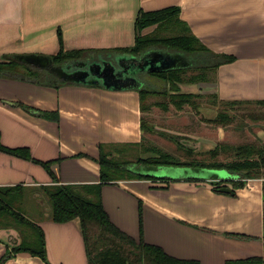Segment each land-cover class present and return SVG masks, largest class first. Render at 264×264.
<instances>
[{
    "label": "crops",
    "instance_id": "0c3cea01",
    "mask_svg": "<svg viewBox=\"0 0 264 264\" xmlns=\"http://www.w3.org/2000/svg\"><path fill=\"white\" fill-rule=\"evenodd\" d=\"M171 6L207 48L234 58L215 68L214 84H184V90L181 83L180 91H210L248 110L254 142H264V106L258 103L264 100V0H0V62L16 53L53 56L58 31L67 51L128 47L140 11ZM20 74L0 72V142L28 156L0 150V186L96 184L99 146L120 157L121 147L142 141L144 111L134 84L107 89L96 81L61 83L52 76L41 83ZM208 142L199 140L207 148ZM116 178L103 183L102 204L110 221L136 240L140 211L143 240L175 258L225 264L264 255V177L234 188L231 181L239 177L232 174L219 184L231 193L205 179ZM34 223L43 231L50 264H88L78 219L55 222L43 214ZM8 231V240L0 232V258L17 239ZM3 264L46 263L19 252Z\"/></svg>",
    "mask_w": 264,
    "mask_h": 264
},
{
    "label": "trees",
    "instance_id": "16d2710c",
    "mask_svg": "<svg viewBox=\"0 0 264 264\" xmlns=\"http://www.w3.org/2000/svg\"><path fill=\"white\" fill-rule=\"evenodd\" d=\"M177 22L188 29L189 34H174L171 36H157L156 32L171 22ZM154 26L151 33L143 34L144 28ZM183 27V28H184ZM135 38L131 46L116 48L112 51L130 52L139 54L151 48H171L186 55H208L211 63L203 64L194 68H178L164 71H152L149 75L162 80L165 84L163 90L151 89L146 86L138 89L140 101L146 95L158 92L166 93L170 99L180 98L176 103L177 107L181 103L190 99L191 92H182L179 85L182 83L174 73L190 70H204L216 68L221 63L233 61L232 55L214 53L208 50L195 36L190 34L187 24L178 18V8L176 6L166 7L155 11H140L135 19ZM174 31V30H173ZM57 38L59 50L52 56L54 64H62L68 60L78 59L91 50H71L63 48L61 32L58 31ZM0 72H10L18 76L28 78L41 83H49V77L45 76L43 70L31 67L27 64L15 60L12 55H8L0 62ZM21 77V76H19ZM264 106V100L258 102ZM25 109H33L19 103ZM141 109L145 108L141 104ZM41 114V113H40ZM223 120H228L227 115H219ZM143 120L141 126L143 128ZM177 137V136H176ZM107 146H99L98 163L100 165V181L96 184H50L41 185L40 189L43 199H38L39 205L43 206L47 201L48 211L44 210V215L55 222H66L78 219L81 227L85 251L88 264H199L197 260L178 259L166 254L159 246L146 243L142 238V219L139 211L138 240L127 235L117 228L109 219L104 210L101 199V188L103 183L112 181L120 170L125 173L117 178H138V179H159L170 181V178H155L148 175L133 173L127 166L132 161H121L113 159L111 153L106 150ZM0 150L27 157V150L22 148H7L0 142ZM257 153L256 158H252L253 153ZM236 159L230 162L216 161L212 163L200 161H179L178 158L168 154L160 153L156 156L138 157L134 163L154 164V165H174V166H200L208 168H223L231 174L238 175V179L231 181L234 188L242 187L249 178L264 177V145L256 149L251 144H243L235 151ZM114 177V178H113ZM116 178V179H117ZM190 180H200L188 178ZM222 181L213 182L215 190L219 191ZM264 187V186H263ZM27 188L16 186H0V229L13 228L17 231V239L7 245L6 252L0 258V264L19 252H27L32 256L39 257L46 264H50L46 257L45 240L42 229L28 218L13 210L12 202L17 198L15 193L25 192ZM37 190L35 189V192ZM38 191V192H39ZM26 193V192H25ZM28 194V191H27ZM38 194V193H37ZM37 198L39 197L36 196ZM46 200V201H45ZM25 227V228H24ZM26 228H29L28 230ZM238 237H246L241 234H234ZM225 264H264V255L261 257H249L245 259L227 260Z\"/></svg>",
    "mask_w": 264,
    "mask_h": 264
},
{
    "label": "rangeland",
    "instance_id": "374dc122",
    "mask_svg": "<svg viewBox=\"0 0 264 264\" xmlns=\"http://www.w3.org/2000/svg\"><path fill=\"white\" fill-rule=\"evenodd\" d=\"M183 27L184 25L173 21L165 26L162 25L161 29L156 32V35L163 37L174 34H189L188 29ZM153 29L154 26L144 28L142 33H151ZM190 34H192L191 31ZM167 49L172 52L175 51L171 48ZM207 49L210 50L209 48ZM215 71V68L204 70L188 69L174 74L182 82L180 86L185 90L187 87L184 84L196 86L206 82L214 84ZM140 77L143 87L163 90L164 86L156 85L158 81L150 76L149 73L141 72ZM191 94L193 96L184 103H181L179 107L175 105L174 100L177 103L180 98L173 100L170 99L168 94L162 92L146 95L141 103L145 108L142 118L144 131L142 141L136 147H121L122 156H113V159L124 162L132 161L134 163L140 156L148 157L156 156L160 153H168L178 158L179 161L230 162L236 159L235 151L238 146L251 144L256 149H260L264 145V142L261 141L254 142L253 135L255 133L252 130L250 131L247 125L249 124L247 120L249 117L246 115L248 110L245 111L240 106L230 107L229 105L232 102L223 103L219 101L216 94L210 91L207 93H199L197 91L191 92ZM247 108H250V106ZM222 114L227 115L229 119L223 120L219 116ZM245 120L248 121L246 124L243 123ZM218 127H221L224 131L220 135L217 131ZM240 128L244 129L241 133L238 131ZM200 138H207L209 140L208 148L205 145H200ZM251 157L256 158L257 153H253ZM124 173V171L120 170L116 174H112V176L120 177ZM36 190L35 192L33 188L27 189L28 194L27 191H25L26 193H15L17 198L12 202L13 210L32 222L42 218L44 210L48 211L46 200L45 204L40 206L37 199L33 197L38 193L36 195H39L38 199H43L39 191L40 189L36 188ZM8 229L13 228L0 229V232L6 230L1 233V237L4 240H8L10 236L8 235ZM26 229L28 230L29 228ZM13 230V234L17 237V231ZM6 248L8 247L5 246V252Z\"/></svg>",
    "mask_w": 264,
    "mask_h": 264
},
{
    "label": "water",
    "instance_id": "95a60500",
    "mask_svg": "<svg viewBox=\"0 0 264 264\" xmlns=\"http://www.w3.org/2000/svg\"><path fill=\"white\" fill-rule=\"evenodd\" d=\"M12 57L20 63L43 70L45 76L51 80L53 76L61 83L95 84L96 81L107 89H119V85L123 84H134L133 88L139 89L143 87L142 81L139 80L141 72L194 68L211 63L208 55H186L180 51H169L167 48H151L137 55L130 52L91 51L81 58L62 64H54L51 55L38 53H16ZM127 168L133 173L155 178H195L218 182L232 176L223 168L200 166L134 163ZM219 190L232 192L227 186H222Z\"/></svg>",
    "mask_w": 264,
    "mask_h": 264
},
{
    "label": "flooded vegetation",
    "instance_id": "af4514ba",
    "mask_svg": "<svg viewBox=\"0 0 264 264\" xmlns=\"http://www.w3.org/2000/svg\"><path fill=\"white\" fill-rule=\"evenodd\" d=\"M153 78H155V77H153ZM140 79H141V77L139 78V80ZM155 79H156V81H158V84L156 83V85H160V86L163 85V86H165V84H164V82L162 80L159 81V79H157V78H155Z\"/></svg>",
    "mask_w": 264,
    "mask_h": 264
}]
</instances>
